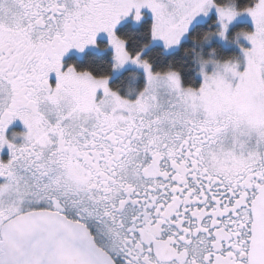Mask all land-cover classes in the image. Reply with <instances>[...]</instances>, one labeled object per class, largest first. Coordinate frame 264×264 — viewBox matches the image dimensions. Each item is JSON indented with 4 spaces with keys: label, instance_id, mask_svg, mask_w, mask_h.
Instances as JSON below:
<instances>
[{
    "label": "snow or ice",
    "instance_id": "6c2138e0",
    "mask_svg": "<svg viewBox=\"0 0 264 264\" xmlns=\"http://www.w3.org/2000/svg\"><path fill=\"white\" fill-rule=\"evenodd\" d=\"M0 264H264V0H0Z\"/></svg>",
    "mask_w": 264,
    "mask_h": 264
},
{
    "label": "flooded vegetation",
    "instance_id": "af4514ba",
    "mask_svg": "<svg viewBox=\"0 0 264 264\" xmlns=\"http://www.w3.org/2000/svg\"><path fill=\"white\" fill-rule=\"evenodd\" d=\"M22 128H23L22 124H20V122L17 121V122H14V124L11 126L10 131L11 130H22Z\"/></svg>",
    "mask_w": 264,
    "mask_h": 264
}]
</instances>
